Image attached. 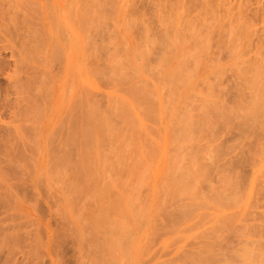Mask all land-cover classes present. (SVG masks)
<instances>
[{"label":"rangeland","instance_id":"1","mask_svg":"<svg viewBox=\"0 0 264 264\" xmlns=\"http://www.w3.org/2000/svg\"><path fill=\"white\" fill-rule=\"evenodd\" d=\"M248 1L0 0V264H195L264 243V116L244 123L264 92V0ZM90 105L107 128L88 150L70 116Z\"/></svg>","mask_w":264,"mask_h":264},{"label":"bare ground","instance_id":"2","mask_svg":"<svg viewBox=\"0 0 264 264\" xmlns=\"http://www.w3.org/2000/svg\"><path fill=\"white\" fill-rule=\"evenodd\" d=\"M245 1H246V0H245ZM247 1H248V0H247ZM258 1H260V0H258ZM258 1H257V2H258ZM187 2H188V1H187ZM248 2H250V0H249ZM247 7H248V6H247ZM248 8H249V7H248ZM81 19L84 20V17L80 16V20H81ZM83 20H82V21H83ZM82 21H81V22H82ZM83 22H84V21H83ZM83 22H82V23H83ZM243 26H244V25H243ZM243 26H242V27H243ZM240 27H241V26H240ZM244 27H245V26H244ZM245 28H247V27H245ZM240 31H241V30H240ZM245 32H246V31H245ZM242 34H243V33H242ZM261 38H262V37H261ZM258 41H259V40H258ZM259 42H260V41H259ZM256 44H257V43H256ZM254 46H255V45H254ZM33 47H34V46H33ZM259 48H260V46H259ZM255 49H256V46H255ZM260 49H261V48H260ZM260 49H259V51H260ZM251 51H252V50H251ZM257 51H258V50H257ZM262 54H263V53H262ZM137 59H138V58H137ZM260 60H261V59H260ZM246 61H247V60H246ZM254 61H255V60H254ZM0 62H1V61H0ZM85 63L87 64V62H85ZM247 63H248V62H247ZM254 63H255V62H254ZM256 63H257V62H256ZM256 63H255V64H256ZM259 63H260V62H259ZM261 63H262V62H261ZM258 65H259V64H258ZM261 65H262V64H261ZM262 66H263V65H262ZM96 67H97V66H95V68H96ZM253 67H254V66H253ZM256 67H259V66H256ZM0 69H1V65H0ZM96 69H97V68H96ZM101 69H102V68H101ZM247 69H248V68H247ZM254 70H255V69H254ZM262 70H263V69H262ZM3 71H4V70H3ZM99 72H100V71H99ZM101 72H102V71H101ZM101 72H100V73H101ZM246 72H247V71H246ZM90 73H91V72H90ZM76 74H77V73H76ZM76 74H75V76H76ZM92 74H93V72H92ZM97 74H98V73H97ZM72 75H73V74H72ZM90 75H91V74H90ZM98 75H99V74H98ZM174 75H176V74H174ZM248 75H249V74H248ZM260 75H262V74H260ZM77 76H78V75H77ZM94 76H97V75H94ZM94 76H93V77H94ZM99 76H100V75H99ZM99 76H98V77H99ZM102 77H105V76H102ZM253 77H254V76H253ZM77 78L80 79L79 76H78ZM77 78H76V80H77ZM95 78H96V77H95ZM99 78H101V77H99ZM251 78H252V77H251ZM260 78H261V77H260ZM102 80H103V78H102ZM247 80H248V79H247ZM77 81H80V80H77ZM98 81H99V80H98ZM260 82H261V79H260ZM253 84H254V83H253ZM263 84H264V83L262 82V85H263ZM259 85H260V84H259ZM80 87H82V86H80ZM83 87H84V86H83ZM258 87H259V86H258ZM260 87H261V86H260ZM85 88H86V89H85ZM133 88H134V87H133ZM136 88H138V87H136ZM87 89H88L87 87H84L83 92H86ZM134 89H135V88H134ZM140 89L143 90L142 88H140ZM257 89H258V88H257ZM259 89H260V88H259ZM79 90H81V88H80ZM85 90H86V91H85ZM131 90H132V88H131ZM131 90H130V91H131ZM261 90H262V88H261ZM263 90H264V89H263ZM263 90H262V92H263ZM90 91H91V90H90ZM91 92H92V91H91ZM91 92H90V94H91ZM132 92H133V91H132ZM144 92H145V91H144ZM257 92H259V91H257ZM79 93H80V92H79ZM139 93H140V92L137 90V92H135V95H139V96H137V97H138V98H141ZM260 93H261V92L258 93V95H259L260 97H258V95H257L255 98H253V97L251 96V98L254 99V100H251V102H252L251 104H252L253 106H252L251 104H250L251 106H249V108L251 107L252 110H250L251 113H250V111H249V114H250V115L246 116V117H247V120H245V119H246V117H245V119H244V120H245V121H244L245 124H248V123H247L248 120H249V122H250V120H252V121H253L252 124H254L255 122H256L255 124H257V121H259V119H261V118L264 116V92H263V95L260 94ZM83 94H84V93H82V94L80 93V94H79L80 96L78 97V95H77V98L80 99L81 95H83ZM86 94H87V95L89 94L88 91L86 92ZM86 94H85V96H82V98H83L82 101L85 100L84 103L81 102V99H82V98L80 99V101L77 100V101H79V103L76 104V105H78V106H76L77 108H78L79 106H81L80 103H82V104L84 105L85 102L88 101V99L90 98V97H87ZM147 94H148V93H147ZM131 95H133V93H131ZM131 95H130V96H131ZM141 95H142V94H141ZM144 95H145V94H144ZM142 96H143V95H142ZM147 96H148V95H147ZM254 96H255V95H254ZM75 97H76V96H75ZM75 97H74V98H75ZM84 97H85L86 99H84ZM144 97H145V96H144ZM144 97H142L141 99L143 100ZM77 98H76V99H77ZM87 98H88V99H87ZM131 98H132V100H134V101L137 102V99H136L135 97H134L135 99L133 98V96H131ZM147 98H148V97H147ZM76 99H73V100H75L74 103H77ZM90 99H91V98H90ZM90 99H89V101H88L89 104H91V103H90ZM148 99H149V98H148ZM144 100H145V99H144ZM150 100H151V99H150ZM249 100H250V99H249ZM140 102H141V100H140ZM140 102H139V100H138V104H139V105H141ZM144 102H145V101H144ZM146 102H147V101H146ZM150 102H151V101H150ZM150 102H149V103H150ZM86 103H87V102H86ZM214 103H215V102H214ZM216 103L218 104V102H216ZM219 103H221V102H219ZM233 103H234V102H233ZM89 104L87 103L86 105L88 106ZM207 104H208V103H207ZM74 105H75V104H74ZM125 105H127V104H125ZM135 105H136V104H135ZM224 105H225V104H224ZM232 105H233V104H232ZM84 106H85V105H84ZM87 106H86V107H82V108H83V111H82V112L85 114V115H83L84 117H81V116H80V115H82V113H81V114H77V112H75V113L78 115V117H80V119H78L77 117H75V115L70 116V115L72 114V112H71V108L69 109L71 114L68 113L66 116H68V117H69V116L72 117V119H74V120L76 121L77 124H80V123L82 122L81 120L84 121V119H85L86 121L82 122L83 124H80V126L83 125V127L85 126L84 123H87V120H88V124H87V125H89V126H88V128L84 129L85 131L83 130V131L86 132V133L81 132V135H82V133L86 135V140H87V141L85 140V143H84V144L86 145V144L89 143V145H91L90 149H93L92 144H94V147L96 148V145H95V144L97 143L96 139L98 138L99 135H101L100 132L105 131V130H103V129H104V127L107 128V126L104 125L106 122H103L102 119H101V120H102V122H103L104 127L102 126V122H101V124H100V125H101L100 127H102L103 129L100 128V127H98V126H99L98 124L96 125L97 127H94V126H93L94 123H93V125H91L92 123H91L89 120L93 121L94 119H97V117H99V112H100V110L97 109V107L90 105L91 108L93 107V108H92V112H91L90 110H88L89 107L87 108ZM128 106H129V105H128ZM211 106H212V105H211ZM222 106H223V105H222ZM233 106H234V105H233ZM235 106H236V105H235ZM70 107H72V106H70ZM74 107H75V106H74ZM74 107H73V108H74ZM219 107H220V106H219ZM252 107H253V108H252ZM73 108H72V110H73ZM77 108H76V109H77ZM84 108L87 109L86 112L89 113L88 115L84 112V110H85ZM119 108H123V107H122V104H121V107H119ZM215 108H216V107H215ZM215 108L213 107L212 109H215ZM230 108H231V107H229L228 112H230ZM80 109H81V107H80ZM93 109H95V110H93ZM96 109L98 110V112H97ZM123 109H126V110H127V107L125 106V108H123ZM123 109H121V111H123ZM224 109H226V107H225ZM77 110H79V109H77ZM128 110H130V109H128ZM128 110H127V111H128ZM217 110H218V108H217ZM243 110H247V109L245 108V109H243ZM248 110H249V109H248ZM73 111H74V110H73ZM79 111H80V110H79ZM93 111H94V112H93ZM124 111H125V110H124ZM131 111H132V110H131ZM221 111H222V110H221ZM221 111H220V112H221ZM231 111H232V110H231ZM128 112H129V111H128ZM128 112H125V114L128 113ZM212 112H213V110H212ZM220 112L218 113V116H221L222 118H223V117H224V118H228V117H229V114H228V113H224V112H223V113L220 114ZM244 112H245V111H244ZM247 112H248V111H247ZM90 113H91V117H92V118H93V116H94L95 114L98 113V115H97V116L95 115L96 117L92 119V118L89 116ZM93 113H94V114H93ZM122 113H123V112H121L120 114H122ZM230 113H231V112H230ZM233 113H234V112H233ZM131 114H132V113H131ZM148 114H149V112H148ZM231 114H232V113H231ZM247 114H248V113H247ZM92 115H93V116H92ZM126 115H129V114H126ZM132 115L134 116V114H132ZM151 115H152V114H151ZM213 115H214V114H213ZM215 115H216V114H215ZM234 115H235V114H234ZM66 116L64 117L65 119L67 118ZM87 116H89V117H87ZM121 116H123V115H121ZM211 116H212V114H211ZM212 117H213V116H212ZM212 117H211V118H212ZM233 117H234V116H233ZM248 117H251V119H248ZM75 118H76V119H75ZM81 118H83V119H81ZM124 118H127V117H124ZM129 118H130V120H131L132 117H129ZM207 118H208V117H207ZM207 118H206V119H207ZM215 118H216V117H215ZM230 118H231V117H230ZM67 119H68V118H67ZM72 119H71V126L75 125V122H73V124H72V121H73ZM133 119H134V118H133ZM217 119H219V118L217 117ZM231 119H232V118H231ZM231 119H230V120H231ZM242 119H243V118H242ZM78 120L81 121V122L79 123ZM124 120H125V119H124ZM221 120L223 121V119H221ZM221 120H220V121H221ZM225 120H228V119H225ZM62 121H63V120H62ZM65 121H66V120H64L63 122H65ZM127 121H128V120H127ZM131 121H132V120H131ZM131 121H130V122H131ZM217 121H218V120H217ZM217 121H216V122H217ZM222 121H221V122H222ZM263 121H264V120H263ZM263 121H260V122L262 123V125H263ZM68 122H69V120H68ZM93 122H95V120H94ZM97 122H98V121H97ZM128 122H129V121H128ZM180 122H181V120H180ZM90 123H91V124H90ZM99 123H100V121H99ZM227 123H230L229 120L227 121ZM64 124H66V122H65ZM77 124H76V126H77ZM255 124H254V126H255ZM60 125H61V124H60ZM62 125H63V123H62ZM67 125H68V123H67ZM67 125H65V126H60V127H61V128H64V127H66ZM112 125H113V124H112ZM188 125H190V123H189ZM188 125H186V126H187L188 128H190ZM238 125H239V124H238ZM238 125H237V126H238ZM249 125H250V123H249ZM249 125H248V126H249ZM78 126H79V125H78ZM235 126H236V125H235ZM256 126H257V125H256ZM256 126H255V127H256ZM60 127H59L58 129H61ZM67 127H68V126H67ZM67 127H66V128H67ZM74 127H75V126H74ZM83 127L81 126V128H83ZM245 127H246V125H245ZM255 127H254V128H255ZM257 127H259V125H258ZM261 127H262V126H261ZM71 128H73V127H71ZM71 128H69V129L67 128V129H68L67 131H69ZM106 128H105V129H106ZM181 128H182V127H181ZM237 128H238V127H237ZM246 128H247V127H246ZM73 129H74V128H73ZM78 129H80V127H79ZM78 129H77V127H76L75 131H78ZM101 129H102V130H101ZM240 129H241V128H240ZM248 129H250V126H249ZM251 129H252V126H251ZM260 129L262 130V128H260ZM61 130H63V129H61ZM65 130H66V129H65ZM65 130L63 131L64 133H65ZM106 130H107V129H106ZM245 130H246V129L244 128V130H242V131L245 132ZM253 130L255 131V129H253ZM256 130H257V129H256ZM57 131H58V130H57ZM57 131H55V134H58V133H56ZM79 131H82V130L80 129ZM99 131H100V132H99ZM251 131H252V130H251ZM254 131H253V132H254ZM61 132H62V131H60L59 133L61 134ZM70 132H71V133H70ZM70 132H69L68 134H69V135H71V134L73 135L72 131H70ZM105 132H106V131H105ZM260 132H262V131H260ZM64 133H63V134H64ZM98 133H100V134H98ZM103 133H104V132H103ZM103 133H102V134H103ZM183 133H184V132H183ZM190 133H191V132H190ZM250 133H251V132H250ZM256 133H257V132H256ZM258 133H259V132H258ZM258 133L256 134L257 137H258ZM104 134H105V133H104ZM104 134H103V135H104ZM243 134H244V133H243ZM245 134H246V133H245ZM58 135H59V134H58ZM186 135H187V134H186ZM259 135H260V134H259ZM82 136H83V135H82ZM76 137H77V136H76ZM84 137H85V136H84ZM103 137L105 138V136H103ZM252 137H253V136H252ZM257 137H256V138H257ZM68 138H70L71 141H72V139H73L72 136H71V137H68ZM100 138H101V136H100ZM106 138H107V137H106ZM261 138H262V137H261ZM257 139H258V141L260 140V138H257ZM105 140H106V139H105ZM261 140H262V139H261ZM71 141H70V142H71ZM68 142H69V140H68ZM73 142H75V141H73ZM73 142H72V143H73ZM251 143H252V142H251ZM258 143H260V141H259ZM60 144H61V143H60ZM69 144H70V143H69ZM74 144H75V143H74ZM81 144H82V143H81ZM163 144H164V143H163ZM63 145H64V144H63ZM65 145H68V144L65 143ZM65 145H64V146H65ZM71 145H73V144H71ZM85 145H84V148H85L86 146H87V148H88V145H86V146H85ZM262 146H263V145H262ZM68 147H70V146L68 145ZM71 147H72V146H71ZM253 147H254V146H253ZM79 148H80V147H79ZM81 148H83V145H82ZM95 148H94V149H95ZM260 148H263V147H261V145H260ZM58 149H60V147H58ZM66 149H67V147H66ZM90 149L88 148V150H90ZM80 150H82V153H83V151H86V150H83V149H80ZM260 150H261V152L263 151L262 149H260ZM61 151H62V150H61ZM91 151H92V150H91ZM254 151H255V150H254ZM69 152H70V153H69ZM78 152H79V151H78ZM92 152H95V151L93 150ZM62 153H63V151H62ZM87 153H88V155H89L90 151L87 152ZM255 153L259 154L260 152H259V150H257V151L254 152V154H255ZM68 154L70 155V154H72V152H71V151H68ZM68 154H66V156H67ZM73 154H74V153H73ZM73 154H72V155H73ZM80 154H81V153H80ZM84 154H85V153H84ZM84 154H82V155H84ZM251 154H252V153H251ZM254 154H253V156H255ZM62 155H63V154H62ZM69 155H68V156H69ZM72 155H71V157H72V159H73L74 156H72ZM85 155H86V154H85ZM85 155H84L83 157H85ZM88 155H87V156H88ZM262 155H263V154H261V156H262ZM253 156H251V157H253ZM71 157H70V158H69V157H67V158L64 157V158L66 159V161H69V160H71ZM78 157H79V156H78ZM80 157H82V156H80ZM83 157H82V158H83ZM89 157H90V156H89ZM251 157H249V158H251ZM258 157H259V155H258ZM57 158H58V157H57ZM64 158H63V160L65 161ZM74 158H75V157H74ZM86 158H88V157H86ZM247 158H248V157H247ZM249 158H248V159H249ZM262 158H263V157H262ZM67 159H69V160H67ZM76 159H77V158H76ZM83 159H84V160H87V159H85V158H83ZM83 159H82V161L84 162ZM88 159H89V158H88ZM90 159H92V158H90ZM56 160H57V159H56ZM56 160H55V161H56ZM73 160H74V159H73ZM79 160H81V159L79 158ZM251 160H252V158H251ZM61 161H62V159H61ZM66 161H65V162H66ZM59 162H60V160H59ZM65 162L63 163V165L65 164ZM71 162L74 163V161H71ZM75 162L77 163V161H75ZM86 162H87V161H86ZM86 162H84V164H82L83 166L80 164V165L82 166V168H84V167L86 166V165H85ZM67 163H68V162H67ZM67 163H66V164H67ZM69 163H70V162H69ZM78 163H80V161H79ZM78 163H77V164H78ZM88 163H89V162H88ZM56 164H57V163H55V165H56ZM66 164H65V165H66ZM70 164H71V163H70ZM90 164H93L92 161L90 162ZM90 164H88V165H90ZM248 164H250V163H248ZM255 164H256V163H255ZM59 165H61V163H60ZM57 166H58V165H57ZM94 166H95V165H94ZM67 167H68V166H67ZM71 167H72V166H71ZM71 167H70V169H71ZM82 168H80V169H82ZM72 169H73V168H72ZM48 170H49V169H48ZM84 170H85V169L81 170V171H82V173H81V174H82V176H81L82 179L84 178V176H85V174H86L85 171H87V169H86L85 171H84ZM179 170H180V169H179ZM184 170L186 171L187 169H184ZM83 171H84L85 173H84ZM88 171H89V170H88ZM93 171H94V170H93ZM93 171H92V173H90V174L93 175V174H94ZM95 171H96V170H95ZM95 171H94V172H95ZM181 171H183V170H181ZM187 171H189V170H187ZM187 171H186V173L183 171L182 174H183L184 176H182L181 172L179 173V171L177 170L176 172L180 174V175H178V178L181 179V178L183 177L184 179H181V182H179L180 180L176 177V175H175L176 173H175L174 175H175V177L177 178V181L175 180V181H174V184H175V182H177V184H178V182H179L180 185H181L182 182L185 180L184 183H183L181 186L184 187V186L187 184L186 186H188V187H187L188 189L186 188V186H185V188H183V187L181 188V186H179V185H177V186L174 187V188H177V187H178V188H181V189H185L184 191L187 190L186 193H187V192L189 193L190 191H192V189H194V186L192 185L193 183H191L192 181H190V180L193 179V178L196 179V177H199V176H197L196 174H192V175H194V176H192V177H193V178H192V177H191V173H190L191 171H189V173H187ZM203 172H204V171H203ZM245 172H246V171H245ZM192 173H193V172H192ZM87 174H88V173H87ZM83 175H84V176H83ZM203 175H204V174H203ZM244 175H245V174H244ZM252 175H253V174H252ZM86 176H87V175H86ZM86 176H85V177H86ZM89 176H90V175H89ZM89 176H87V177H89ZM179 176H180V177L182 176V177L180 178ZM239 176H240V175H239ZM241 176H242V178H243V174H242ZM87 177H86V178H87ZM245 177H246V176H244L243 179H245ZM176 178H175V179H176ZM242 178H239V180L242 179ZM84 179H85V178H84ZM84 179H83V180H84ZM248 179H249V178H248ZM85 180H86V179H85ZM87 180H88V178H87ZM173 180H174V179H173ZM182 180H183V181H182ZM189 181H190V182H189ZM87 182H88V181H87ZM193 182L195 183V182H197V180H196V181H193ZM237 182H240V181H237ZM243 182H244V180H243ZM243 182L241 181L240 183L244 184ZM88 183H90V182H88ZM88 183H87L86 185H88ZM189 183H190V185L193 186V187H191L190 185H188ZM240 183H238V184L240 185ZM94 184H95V183H94ZM195 184H196V183H195ZM248 184H249V183H248ZM175 185H176V184H175ZM245 185H246V184H245ZM249 185H250V184H249ZM76 186H77V185H76ZM88 186H89V185H88ZM94 186H95V185H94ZM242 186H243V185H242ZM96 187H97V186H96ZM190 187H191L192 189H191ZM92 188H94V187H92ZM92 188H90L91 191H92ZM178 188H177V189H178ZM189 188H190L191 190H189ZM195 189H196V186H195ZM88 190H89V188H88ZM91 191H90V192H91ZM95 191H96V190H95ZM181 191H182V190H181ZM99 192H100V191H99ZM108 192H111V191L108 190ZM108 192H107V193H108ZM91 193H92V192H91ZM94 193H95V192H94ZM88 194H89V193H88ZM88 194H87V195H88ZM92 194H93V193H92ZM92 194H91V196L93 197ZM96 194H97V192H96ZM98 194H99V193H98ZM94 195H95V194H94ZM100 195H101V194H100ZM104 195H105V194L103 193L102 196H104ZM109 195H111V194L109 193ZM109 195H108V196H109ZM105 196H106V195H105ZM105 196H104V197H105ZM82 197H83V196H82ZM94 197L96 198L97 195L94 196ZM106 197H107V196H106ZM110 197H111V196H110ZM242 197H243V195H242ZM99 198L102 199V197H99ZM111 198H113V197H111ZM115 198H116V197H115ZM104 199H105V198H103V200H104ZM226 199H228V197H227ZM94 200H95V199H94ZM221 200H222V198H221ZM241 200H242V199H241ZM108 201H109V200H108ZM113 202H115V201H113ZM121 203H122V202H121ZM121 203H120V204H121ZM107 204H109V203H107ZM118 204H119V203H118ZM94 205H95V204H94ZM105 205H106V204H105ZM122 205H123V204H122ZM194 205H195V204H194ZM114 206H115V205H114ZM116 206H118V205H116ZM108 207H109V206H108ZM110 207H112V206L110 205ZM91 208H92V207H91ZM112 208H113V207H112ZM112 208H111V209H112ZM197 208H198V207H197ZM96 210H97V209H96ZM196 210H197V209H196ZM92 211H93V209H92ZM111 211H114V210H111ZM130 211H131V210H130ZM130 211H129V212H130ZM177 211H178V210H177ZM114 212H115V211H114ZM131 212H132V211H131ZM94 213H95V211H94ZM96 213H97V211H96ZM173 213H174V212H173ZM181 213H182V212H181ZM183 213H185V212H183ZM185 214H186V213H185ZM262 214H263V213H262ZM91 215H93V214H91ZM113 215H115V214L113 213ZM125 215H126V214H125ZM190 215H191V214H190ZM234 215H235V214H234ZM93 216H94V215H93ZM175 216H176V215H175ZM188 216H189V215H188ZM111 217H112V216H111L110 210L107 209V210L100 211L98 214H96L95 217H94V219L92 218V219L94 220V222H93L92 219H91V220H92V223H94L93 226H94L97 230H102L101 228L104 227V226H107V228H109L110 223H111V220H112ZM130 217H131V216H130ZM134 217H135V216H134ZM232 217H233V216H232ZM236 217H237V216H236ZM135 218H136V217H135ZM169 218H170V216H169ZM178 218H179V217H178ZM184 218H185V215H184ZM261 218H262V219H261ZM124 219H125V218H124ZM170 219H171V218H170ZM186 219H187V218H186ZM226 219H228V218H226ZM229 219H230V218H229ZM234 219H236V218L234 217ZM260 219H261V220H264V217L262 216V217H260ZM86 220H87V219H86ZM86 220H85V222H87ZM125 220H126V219H125ZM135 220H136V219H135ZM176 220H177V219H176ZM182 220H183V219H182ZM223 220H225V218H224ZM116 221H117V220H116ZM231 221H232V220H231ZM113 222H115V220H114ZM117 222H118V221H117ZM117 222H116V223H117ZM137 222H138V221H137ZM183 222H186V221L184 220ZM88 223H89V224H92L91 221H88ZM116 223H114V224H116ZM177 223H178V222H177ZM180 223H181V222H180ZM83 224H84V223H82V225H83ZM86 224H87V223H86ZM86 224H84V225H86ZM84 225H83V226H84ZM87 225H88V224H87ZM108 225H109V226H108ZM90 226L92 227V225H89V227H90ZM113 226H114V225H113ZM257 226H258V224H257ZM257 226H256V227H257ZM85 227H86V226H85ZM258 227H259V228L261 227V229H260L261 231L257 230V229H259ZM258 227H257V228L253 227L254 229H256V230H255L256 233L254 232L253 236L256 235V234H257V235L260 234V236H258V237H261V238H262L264 235H261V234H262V232H263L264 227H263V226H258ZM83 228H84V227H83ZM104 228H105V227H104ZM104 228H103V229H104ZM110 228H112V227H110ZM251 228H252V227H251ZM91 229L93 230V228H91ZM91 229H90V230H91ZM105 229H106V228H105ZM124 229H125V228H124ZM88 230H89V229H88ZM94 230H95V229H94ZM94 230H93V231H94ZM110 230H112V229H110ZM252 230H253V229H252ZM102 231H103V230H102ZM113 231H114V229H113ZM113 231H111V232L113 233ZM127 231H128V232H126V233H128V235H129V234H130V233H129L130 230L127 229ZM249 231H250V230H249ZM253 231H254V230H253ZM253 231H251V232L253 233ZM257 231H259V232H257ZM64 232H65V231H64ZM85 232H86V231H85ZM95 232H96V231H94L93 233L91 232L93 236L90 235V237H92V238L94 237L93 240L95 239V237L98 236V235H97L98 233H95ZM104 232L106 233V230H105ZM107 232H110V231H107ZM116 232H117V231H116ZM116 232H115V233H116ZM251 232H249V233H251ZM57 233H58V232H57ZM88 233H90V232H88ZM99 233H100V232H99ZM107 234H108V233H107ZM109 234H111V233H109ZM122 234H123V233H122ZM263 234H264V233H263ZM59 235H60V233H59ZM65 235H66V233H65ZM85 235H86V234H85ZM94 235H95V236H94ZM96 235H97V236H96ZM112 235H114V233H113ZM112 235H110L111 238H112V237L114 238V236L117 237V235H114V236H112ZM120 235H121V234L119 233V236H120ZM249 235H250V234H249ZM62 236H63V235H62ZM101 236H103V235H100V237H101ZM123 236H125V235H123ZM63 237H64V236H63ZM66 237H67V236H66ZM87 237H88V236H86V238H87ZM100 237H98V238H100ZM103 237L105 238V236H103ZM110 237H109V238H110ZM120 237H121V236H120ZM255 237H256V236H255ZM258 237H256V238H258ZM61 238H62V237H61ZM88 238H89V237H88ZM98 238H97V239H98ZM111 238H110V239H111ZM118 238H119V237H118ZM62 239L64 240V238H62ZM89 239H90V238H89ZM89 239H88L87 241H88L89 243H91L90 241H92V240L89 241ZM97 239H95V240L97 241ZM100 239H101V238H100ZM100 239H99V240H100ZM114 239H115V238H114ZM75 240H76V239H75ZM85 240H86V239H85ZM107 240H108V239H107ZM115 240H116V239H115ZM56 241H57V239H56ZM60 241H61V239H60ZM85 242H86V241H85ZM99 242H100V241H99ZM103 242H105V241H103ZM108 242H110V241L108 240ZM116 242H117V244L120 243V241H118V239H117L114 243H116ZM132 242H134V240H133ZM243 242H245V241H243ZM243 242L240 241L241 244H242ZM60 243H61V242H60ZM94 243H96V242L94 241ZM97 243H98V242H97ZM105 243H107V242H105ZM114 243H112L113 246H115ZM134 243H135V242H134ZM240 243L238 242L237 245L240 244ZM101 244H102V243H101ZM103 244H104V243H103ZM108 244H109V243H108ZM108 244H107V245H108ZM123 244H124V243H123ZM125 244H126V243H125ZM129 244H132V243H129ZM251 244H252V245L249 246L250 248H248V247H247L248 244L246 243V245L240 247V249H237V250L235 251V253L233 252L234 255H233V254H232L231 256L229 255L230 258H226V259H223V260H222V258H221L220 261H219V260H215L214 257L211 258V257H207V256L199 255V254H196V255H199V256L197 257V256L195 255L196 258H195V256H194L195 259H194V258H193V259L196 260V262H197L198 264H247L248 260H252V262H255V261H254L255 259H256V262H257V260H260V262H261V260L264 259V258L259 259V256L264 255V250H263V249H264V245H262V244H264V243L261 244V241L257 240V241L251 242ZM96 245H97V244H96ZM96 245H95V246H96ZM99 245H100V244H99ZM134 245H135V244H134ZM237 245H236V246H237ZM253 245H254L255 248H254V247L251 248ZM117 246H118V245H117ZM123 246H124V245H123ZM126 246H127V245H126ZM130 246H131V245H130ZM130 246H129V247H130ZM195 246H197V245H195ZM212 246H213V245H212ZM212 246H209V247H212ZM238 246H239V245H238ZM115 247H116V246H115ZM118 247H119V246H118ZM120 247H121V246H120ZM120 247H119V248H120ZM124 247H125V246H124ZM131 247H132V246H131ZM206 247H207V246H206ZM209 247H208V248H209ZM55 248H57V247H55ZM116 248H117V247H116ZM202 248H203V247H202ZM234 248H235V247H234ZM139 249H140V247H139ZM206 249H207V248H206ZM231 249H232V248H231ZM122 250H123V248H122ZM130 251H131V250H130ZM203 252H204L206 255H207V253H210V251L207 252V253H206L205 251H203ZM203 252H202V253H203ZM213 253H214V252H213ZM215 254H216V257H217L218 254H217L216 252H215ZM221 254H222V253H221ZM221 254H220V256H221ZM228 254H229V253H228ZM192 255H193V254H192ZM213 256H215V255L213 254ZM218 256H219V255H218ZM224 256H225V255H224ZM224 256H223V257H224ZM129 257H130V256H129ZM130 260H131V259H130ZM133 260H134V259H133ZM128 261H129V260H128ZM249 262H251V261H249ZM249 262H248V263H249ZM256 262H255V263H256ZM262 262H263V260H262ZM262 262H261V263H262ZM129 263H130V262H129ZM197 263H195V264H197ZM257 263H258V262H257ZM252 264H253V263H252Z\"/></svg>","mask_w":264,"mask_h":264}]
</instances>
